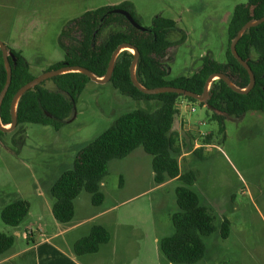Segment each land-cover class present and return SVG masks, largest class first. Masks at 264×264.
Here are the masks:
<instances>
[{"label":"rangeland","instance_id":"1","mask_svg":"<svg viewBox=\"0 0 264 264\" xmlns=\"http://www.w3.org/2000/svg\"><path fill=\"white\" fill-rule=\"evenodd\" d=\"M121 2L132 4L143 28H149L157 16L175 22L176 30L168 36L171 45L162 61L172 79L197 72L205 57L219 63L225 61L227 23L234 7L248 0H0V42L20 51L37 77L64 59L59 36L71 21L87 11ZM44 86L55 89L49 81ZM181 101L192 105L195 112L185 104L178 105L176 124L191 125L210 134L211 139L199 156L189 155L180 160V169L196 173L193 190L215 216L216 228L226 219L231 229L226 239L219 236V231L204 238L206 254L197 264H264V111L226 117L222 123L224 131L219 132L221 125L212 119L210 110L198 103ZM157 106L153 101L136 102L122 96L110 83L90 82L78 96L74 114L59 130L20 124L0 134V212L16 200L29 204L28 215L15 228L5 225L0 217V232L15 236L18 243L26 241V228L35 233L36 239L40 232L50 234L53 218L46 207L53 199L49 189L64 171L72 168L76 154L120 115ZM183 133L185 137L186 129ZM142 151L137 149L134 158L109 162L100 187L104 196L100 207H108L140 190L132 185L131 171L135 165L140 167L142 188L155 187L146 167L151 158ZM177 186L179 183L173 182L115 207L109 217L121 221L122 227L110 228L109 233L117 239L116 243L128 244L130 250L126 251L127 257L116 259L110 248H103L99 264L167 263L152 237L156 230H163V234L173 232L170 216L178 210ZM79 199L91 198L82 192ZM155 224L162 229H156ZM132 229L143 233L135 230L137 233L133 234ZM129 232L133 238L124 241L129 240ZM118 252L122 254L121 249Z\"/></svg>","mask_w":264,"mask_h":264},{"label":"trees","instance_id":"2","mask_svg":"<svg viewBox=\"0 0 264 264\" xmlns=\"http://www.w3.org/2000/svg\"><path fill=\"white\" fill-rule=\"evenodd\" d=\"M126 15L140 26L130 2L87 11L71 21L59 36V45L65 52L64 59L46 71L64 66L83 67L97 78H102L112 53L120 45L127 44L138 51L136 80L146 89L170 86L202 95L207 79L213 74L225 75L239 89L249 85V75L232 56L230 43L246 23L263 17L264 0H248L246 4L234 7L227 23V48L223 63L205 57L197 72L172 79L168 78V71L162 61L171 45L168 36L176 30L175 22L157 16L152 25L142 31L132 25ZM108 30L111 31L104 36ZM7 50L11 82L0 105V122L3 126L11 123V103L16 92L36 77L20 51L8 46ZM236 52L254 74L252 90L246 94L236 93L223 80L216 79L210 85L206 100L198 102L172 93L147 95L141 92L130 78L133 55L127 50L122 51L114 62L108 83L122 96L136 102L153 101L158 106L153 110L139 108L120 115L76 154L72 168L64 171L50 186L54 220L61 224L71 222L75 213L74 201L82 192L90 195L92 205L99 206L104 200L100 186L107 175L109 162L122 160L141 148L151 157L155 185L170 180L179 183L175 189L178 210L170 216L173 233L159 241V250L166 260L170 264H197L206 254L204 238L217 231L221 238H227L230 223L224 220L217 229L215 216L201 204L198 194L193 190L196 173L182 172L180 169L179 158L183 150H192L193 137L187 133V141L180 139L178 133L173 131V125L181 100L198 103L210 110L212 119L221 125L219 132L224 131L222 123L226 117L239 118L249 111H264V22L243 33L236 44ZM46 81L51 82L55 89L46 88ZM46 81L20 97L15 112L16 126L37 124L59 130L72 117L78 96L91 82L79 72L61 74ZM5 82L6 69L0 50V92ZM210 139L208 134L201 142L209 145ZM200 150H195L194 154L200 155ZM28 212V202L16 200L3 207L0 217L5 225L15 228L23 222ZM110 239L107 229L94 225L86 237L75 242L73 252L76 256L95 254ZM15 241V236L0 232V258L10 251Z\"/></svg>","mask_w":264,"mask_h":264},{"label":"crops","instance_id":"3","mask_svg":"<svg viewBox=\"0 0 264 264\" xmlns=\"http://www.w3.org/2000/svg\"><path fill=\"white\" fill-rule=\"evenodd\" d=\"M112 5H117V4H110L108 6H112ZM186 127L187 125L183 126V122H182V126L179 127L176 124V118H175L174 125H173V131L178 133L180 139H184L187 141V136L183 137V134H184L183 130H185ZM135 151L132 152L126 158H129L131 156L133 157V154L135 153ZM189 155H195L194 151L190 150L189 152H187L186 150H183L179 158V164H180V160H183L186 156H189ZM138 157L140 156L135 155V158H138ZM126 158L122 160H125ZM122 160H119V161H122ZM146 167L149 169L148 171L149 179L153 180L151 159L148 161V163L146 162ZM131 172H132L131 173L132 185H135L134 188H138L140 190L136 189L135 191L137 190L138 191L132 196L122 198L121 200H117L116 202H114V204H111L108 207L94 206L91 203V199L81 200L79 199V196H78L74 201V211H75L74 218L71 222L67 224H61L54 220L52 213H51V207H52L53 202H48L46 211L53 218V219H50V224L52 226V230L50 234L40 232V238L36 239L35 233L32 230H29L32 233L28 235L29 228H26V231H27L25 232L26 241L24 243H18L17 241H15V244L10 249V251L4 257L0 258V264H99L101 259L98 256L100 254V251L103 248H110L113 258L120 259L121 256L127 257L128 253L126 251L130 250L128 249L129 245L127 244L124 246V244L122 245L119 242L116 243L117 239L116 238L113 239L112 236H111L109 243L106 245H103L99 249V251L95 254H87V255L85 254L81 256H76L73 252V245L79 239L86 237L89 234L91 227L94 225L103 226L105 229L108 230V232L110 228H113L115 230L116 229L120 230L122 227L121 221L116 220L115 217L114 218L109 217L111 212L115 210V207H117L118 205L127 203L131 201L132 199H135L136 197H144L146 196L148 191H151L154 189L160 190V189L168 187L173 182H176L175 180H170L161 185H155V187L147 190V189L142 188L143 181L139 176L140 167L137 165L133 166ZM100 187H103V183H101ZM224 220L221 223H223ZM130 226L128 228H130ZM82 228H86V229L82 231ZM159 228L160 227L156 225V229H159ZM161 229L162 228H160V230ZM132 230L133 231L131 232L133 234H135L136 231L140 232L139 234L143 233L138 229H132ZM230 230L231 229H229V234H230ZM79 231L81 232L79 233ZM162 231L157 232L156 230V232L154 233V237H152L153 242L155 243V245H157L158 249H159L160 239L165 236H169L173 233L171 232L168 234H163ZM131 232H129V240H124V241L128 242L133 238L134 235ZM113 241L115 244L113 243V245H111V242ZM120 249L122 251L121 255L118 252ZM160 254L162 253L160 252ZM163 260L167 262L164 264H170L164 256H163Z\"/></svg>","mask_w":264,"mask_h":264},{"label":"water","instance_id":"4","mask_svg":"<svg viewBox=\"0 0 264 264\" xmlns=\"http://www.w3.org/2000/svg\"><path fill=\"white\" fill-rule=\"evenodd\" d=\"M127 18L129 19V21L132 23V25H134L135 27H137L138 29L144 31V28L138 26L136 23H134V21L128 16L126 15ZM264 22V15L261 19L254 21V22H250V23H246L237 33L236 37L231 41L230 43V52L232 54V56L237 60V62L247 71L248 75H249V85L245 88V89H239L237 88L234 84H232L230 82V80L223 74H213L211 75L204 86V90L202 95H196L194 93H191L190 91H187L185 89H181V88H176V87H159V88H154V89H146L143 86H141L138 81L136 80V75H135V68H136V63L138 61V51L136 48L127 45V44H123L120 45L113 53L106 71V74L104 77L102 78H97L96 76H94L89 70L83 68V67H69V66H64L60 69L57 70H53V71H46L43 72L41 75L35 77L34 79H32L31 81H29L28 83H26L25 85H23L14 95L13 99H12V103H11V123L9 126V128H6V126H3L0 122V131L5 133V132H10L12 130H14L16 128L17 125V120H16V106L17 103L20 99V97L26 93L27 91L31 90L33 87H35L36 85L40 84L43 81H46L48 79H51L53 77H56L58 75L61 74H65V73H69V72H79L84 74L85 76H87L91 82H94L96 84H105L108 83L112 71H113V67H114V62L117 58V56L124 50L129 51L132 55H133V61L130 65V78L132 81V84L139 89L141 92H143L144 94L147 95H157V94H164V93H172V94H177V95H181L183 97H187V98H191L194 99L198 102H204L207 98L208 95V91L210 88V85L212 83V81L216 80V79H221L225 82V84L234 92L236 93H242V94H246L248 93L250 90H252V88L254 87L255 84V78H254V74L252 73L249 65L243 61L237 54L236 52V44L238 42V40L240 39V37L243 35V33L245 31H247L249 28L257 26L261 23ZM0 50H1V54L3 57V61H4V65H5V69H6V82L5 85L2 89V91L0 92V105L1 102L8 90V87L10 85L11 82V67L9 64V53L7 50V46L5 44H3L2 42H0ZM132 50V51H130Z\"/></svg>","mask_w":264,"mask_h":264},{"label":"built area","instance_id":"5","mask_svg":"<svg viewBox=\"0 0 264 264\" xmlns=\"http://www.w3.org/2000/svg\"><path fill=\"white\" fill-rule=\"evenodd\" d=\"M183 104H185V103H184L183 101H181V102L179 103V106H180V105H183ZM185 105H186V104H185ZM186 107H187L188 109H190V111H191L192 113L195 112V109H194V107H193L192 105L187 104ZM200 124H201V125H204V123H200ZM186 132H187L188 134H191L192 137H193V138H192V150H193V151L208 146V145L203 144V143L201 142V140L204 139V138L208 135L207 132L199 131V130L195 129L193 126H191V125H187V127H186ZM31 233H32L31 231H28V235H30Z\"/></svg>","mask_w":264,"mask_h":264},{"label":"bare ground","instance_id":"6","mask_svg":"<svg viewBox=\"0 0 264 264\" xmlns=\"http://www.w3.org/2000/svg\"><path fill=\"white\" fill-rule=\"evenodd\" d=\"M130 51H132V50H130ZM6 128H9V126H7Z\"/></svg>","mask_w":264,"mask_h":264}]
</instances>
